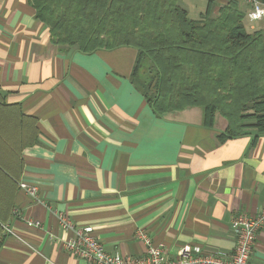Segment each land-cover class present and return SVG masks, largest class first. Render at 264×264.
<instances>
[{
	"label": "crops",
	"instance_id": "crops-1",
	"mask_svg": "<svg viewBox=\"0 0 264 264\" xmlns=\"http://www.w3.org/2000/svg\"><path fill=\"white\" fill-rule=\"evenodd\" d=\"M211 1L216 15L228 0ZM136 55L56 45L30 0H0V162L38 188L0 173V264H93L63 248L58 211L107 252L141 255L144 230L170 257L185 244L230 255L233 216L264 207V132L222 140L226 119L206 126L199 106L155 114L130 80ZM249 264H264V227Z\"/></svg>",
	"mask_w": 264,
	"mask_h": 264
},
{
	"label": "trees",
	"instance_id": "trees-1",
	"mask_svg": "<svg viewBox=\"0 0 264 264\" xmlns=\"http://www.w3.org/2000/svg\"><path fill=\"white\" fill-rule=\"evenodd\" d=\"M30 2L56 45H76L83 52L136 48L130 80L155 114L199 106L206 126L216 114L226 119L222 140L249 128L264 132V28L246 30L235 0L219 6L216 15L207 0L197 19L179 0ZM4 166L0 162V173ZM5 221L0 217V242Z\"/></svg>",
	"mask_w": 264,
	"mask_h": 264
},
{
	"label": "built area",
	"instance_id": "built-area-1",
	"mask_svg": "<svg viewBox=\"0 0 264 264\" xmlns=\"http://www.w3.org/2000/svg\"><path fill=\"white\" fill-rule=\"evenodd\" d=\"M246 2L249 6L246 18L252 23L250 28L253 30L255 23H261L264 28V1L246 0ZM18 186L31 198H38L36 185L20 181ZM56 216L58 224L63 229L72 231L70 237L61 240L63 248L71 255L93 264H249L256 245L257 233L264 227V207L252 215L238 213L233 216L230 224L235 238L234 250L230 255L205 251L199 244H185L179 248L174 257H170L161 245L154 244L144 230H137L136 237L144 243L145 250L141 255L133 256L107 252L94 236L91 226L75 225L61 211H58ZM25 223L27 226H41V222L34 219H26ZM3 229L5 234L11 232L8 224H4Z\"/></svg>",
	"mask_w": 264,
	"mask_h": 264
},
{
	"label": "rangeland",
	"instance_id": "rangeland-1",
	"mask_svg": "<svg viewBox=\"0 0 264 264\" xmlns=\"http://www.w3.org/2000/svg\"><path fill=\"white\" fill-rule=\"evenodd\" d=\"M206 1L207 0H180V4H182L184 6V8L187 10L188 16L192 19H197L200 18V16L198 17V13L199 11L204 12L205 8L204 6L206 5ZM236 1V0H235ZM237 3V1H236ZM240 4L238 5V7L242 10L244 17H243V23L245 26V29L250 31L252 30V28H250L251 24L250 22H248V19L246 18V13L249 9V6L246 2V0H244V4L239 2ZM206 7V6H205ZM200 12V13H201ZM201 15V14H200ZM254 28H263L261 23H255L253 30H255Z\"/></svg>",
	"mask_w": 264,
	"mask_h": 264
}]
</instances>
